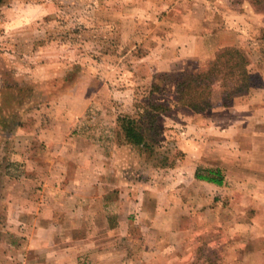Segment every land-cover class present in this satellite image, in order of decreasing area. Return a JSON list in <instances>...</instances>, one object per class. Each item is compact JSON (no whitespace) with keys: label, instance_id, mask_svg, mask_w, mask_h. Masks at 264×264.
Wrapping results in <instances>:
<instances>
[{"label":"rangeland","instance_id":"374dc122","mask_svg":"<svg viewBox=\"0 0 264 264\" xmlns=\"http://www.w3.org/2000/svg\"><path fill=\"white\" fill-rule=\"evenodd\" d=\"M177 1L180 4L185 0H6L0 6V88L8 81L16 89L22 84L33 85L35 93L18 94L14 92L16 89L12 90V94L8 92V103H12V100L19 103V99L23 103L20 110L16 108L13 117H7L4 111L0 113V158L11 149V144L8 145L4 139L14 137L19 132L18 128H22L20 123L28 129L41 118L58 119L62 115L69 120V113L74 111L72 114L76 120L102 119L105 124L92 127L89 133L108 135V123L116 120L119 111L135 116L142 111L145 99L169 107V111L158 115L154 137L161 141V145L162 142L168 144L160 148L161 155H177L172 147L177 148V137L180 139L183 133L186 134L184 125L209 124L213 117L206 116V113L223 107L218 83L212 87L211 106L204 114L173 106L175 94L172 83H162L165 88L163 94L148 95L151 84L158 82L156 76L159 72H155L156 66L152 61L145 59L159 47V41L173 35L176 15L170 16L168 10ZM187 1L191 12H194V1ZM214 1L221 3V0ZM224 5L216 9L224 13L232 28L238 29V32L233 34L228 22L227 26L224 25L223 15L222 21L218 14V20L213 22L210 16L214 15L207 14L210 15L209 23L204 33L207 38L210 36L206 43L210 42L213 54L206 61L187 62L185 72L197 74L218 50L236 47L243 50L250 60V89L242 96L251 90L264 96V4L260 5V11L248 0H227ZM228 10L233 13L227 14ZM33 43H43V46L33 50ZM223 43L229 46H223ZM161 48L165 54L164 46ZM75 65H79V70L72 71ZM75 73L81 74L71 83ZM46 77L57 82V90L47 88ZM32 96L34 99L30 101ZM3 99L0 97L1 107H4ZM34 100L41 102L37 110L33 109ZM233 100L227 107L231 106ZM59 106L66 108L64 114L56 109ZM107 108L110 113H107ZM174 110H181V114ZM89 123L91 125L93 122ZM70 131H66V135ZM11 132L14 135L10 137ZM101 144L109 147L107 141H101ZM182 160L177 159L175 166ZM112 165H119L115 151ZM150 170L144 171L149 180L147 182L159 184L162 190L170 184L177 185L174 182L177 173L167 175L163 172L157 175ZM146 187L149 189L142 190V202L141 198L137 200L138 192L135 189L124 193L120 191L123 193L121 200L125 203L124 209L115 202L119 199L117 190L116 198L110 197L112 204L111 208L106 209L108 216H104L103 207L96 204L90 216L92 221L82 218L52 223L55 228L53 239L57 244L66 243L71 235L81 236L77 252L64 264H264L262 217L257 216L261 230L253 235L245 227L255 216L244 222L245 215L239 214L243 207H224L221 206L223 201L216 207L211 199L215 197V191L206 186H186L188 190L182 197L181 191L173 190L171 192L175 196L172 203L161 198L157 202L156 196L161 193L152 192L151 184ZM131 212L142 214V220L137 218L134 219L138 220L137 223L119 225L122 218ZM169 215L172 219L174 215H185L186 219L169 222L166 217ZM105 217L108 219L105 220ZM224 217L228 218L223 221L225 223L221 220ZM107 225L113 229L112 232H109ZM170 229L178 230L174 231L175 234L171 232L170 237L155 235H163ZM5 231L2 229L0 232V240ZM139 234L142 237H136ZM16 239L17 245L21 239ZM163 249H168V254ZM178 254L179 257L175 256ZM51 255L46 257L44 254L42 258L18 252L0 253V264H59L56 261L63 257ZM178 258L183 260L179 261Z\"/></svg>","mask_w":264,"mask_h":264},{"label":"crops","instance_id":"0c3cea01","mask_svg":"<svg viewBox=\"0 0 264 264\" xmlns=\"http://www.w3.org/2000/svg\"><path fill=\"white\" fill-rule=\"evenodd\" d=\"M193 1L196 9L194 12H191L187 0L170 5V10L167 7L170 16L176 15L177 22L172 26L173 35L165 41H159V47L145 59L156 66L155 72H159L157 76L168 74L176 77L186 71L187 62L206 61L212 56L210 42L206 43L210 36L207 38L204 33L210 15H214L210 16L213 22L218 20L216 17L219 14V20L222 21V15L224 17V25L229 23L224 13L216 9L225 7L224 1L227 0H221V3H215L214 0ZM229 13L233 11L228 10L227 14ZM204 14L206 15L203 16ZM228 26L233 34L238 32V29L232 28V24L229 23ZM160 45L164 46L165 54L162 53ZM223 46L229 44L223 43ZM56 109L62 111L61 114L66 110L61 106ZM73 112L69 113V120H65L66 117L62 115L58 119L41 118L28 129L24 128L25 124L20 123L22 128H18L19 132L15 135L11 132L8 136L14 137L4 139L8 145L11 144V149L0 158V232L2 229L6 230L0 240V253L18 252L42 258L44 254L46 257L52 256L51 254L63 255L56 262L64 264L77 252L81 236L71 235L66 243L57 244L53 239L55 228L52 223L77 221L82 218L92 221L90 216L96 204H100L104 216H108L106 209L111 208L110 197L116 198L117 190L119 199L115 202L124 209L125 203L121 200L124 192L135 189L138 192L137 200L141 198L142 202V190L147 191L149 187L146 185L150 184L152 192L161 193L156 196L157 202L162 199L169 203H172V197L175 196L171 192L173 190L181 191L182 197L188 190L186 186H206L215 191V197L211 199L215 201L216 207L222 201L221 206L224 207H243L239 214L245 215L244 222L255 216L245 228L253 235L261 230L257 216L262 217L264 223V96L251 90L247 95L235 98L229 107L208 111L206 116L213 117L209 124H185L186 134H182L183 138L177 137V145L184 158L178 166L171 169L172 172H166L167 175L177 173L174 178L177 185L170 184L165 190L157 183L134 180L130 182L116 175L119 174L118 168L112 165L115 151L114 119L108 123V135L90 134L92 127L105 124L104 121L76 120ZM174 112L181 114V110ZM203 114L200 116H204ZM89 122L93 123L90 125ZM172 122L176 123L175 120ZM70 129L72 131L66 135V131ZM102 131L106 132L105 128ZM101 141H107L109 147L101 144ZM198 168L220 171L222 184L219 186L195 179ZM122 190L123 193L120 192ZM142 217L140 213H128L119 225L125 222L137 223L138 220L134 219L142 220ZM166 217L169 222L186 219L185 215H174L173 219L171 215ZM227 219L221 218L222 222ZM107 229L109 232L113 230L108 225ZM176 230L178 229H170L163 235H155L170 237V233L175 234ZM17 237L21 241L18 240L16 245ZM167 250L163 249L168 254ZM134 251L139 252L138 249Z\"/></svg>","mask_w":264,"mask_h":264},{"label":"trees","instance_id":"16d2710c","mask_svg":"<svg viewBox=\"0 0 264 264\" xmlns=\"http://www.w3.org/2000/svg\"><path fill=\"white\" fill-rule=\"evenodd\" d=\"M248 1L259 11L262 9L260 5L264 4V0ZM5 2L6 0H0V6ZM39 46H43V43L32 44L33 50H37ZM249 66V57L243 50L236 47H224L218 50L212 60L197 74L183 72L176 77L168 74L156 76L158 82L151 84L148 95L151 97L153 94H163L165 88L162 83L169 82L174 85L173 106L187 108L194 113H203L210 108L212 87L215 83H218L221 90L222 105L227 107L235 97L242 96L249 91ZM77 70H79V65H75V68L74 66L72 67V71ZM75 74L73 80L71 79V83L78 79L81 73ZM51 79L50 77L49 80L48 77L45 78V84L48 89L55 88L57 84ZM66 80H69V78ZM22 85L16 89L17 87L10 85L8 81L3 83L0 88V97H4V107L0 105L1 114L4 111L7 112V117H13L16 108L19 110L22 108V99H19V103L13 100L12 103H8V95H10L8 92L12 94V90L16 89L14 92L18 94L27 93V95H33L35 93L32 90L33 85ZM55 89L57 90V87ZM33 99L34 97L32 96L30 101H33ZM34 101L35 103L32 104L33 109H38L41 106V102L38 100ZM145 101L146 103H142L144 104L143 108H141L142 111L137 113V115L122 114L121 110L115 120L114 142L116 159L119 161V165H117L118 175L130 182L131 180H134V182H147L149 180L147 175H144V171L151 169L150 172L157 175L163 172L166 173L175 167L177 159L181 160L184 158L182 150L178 149L179 146L177 148L175 146L172 147L177 151V155L172 153H163L161 155L159 153L160 148H164L168 144L162 142L161 145V141L154 137L156 135L155 126L158 115L169 111V107L147 99ZM4 126L6 127V125ZM136 166L140 169L136 168ZM147 174L149 176L150 173L148 172ZM195 179L220 186L223 178L218 170L198 168L195 172Z\"/></svg>","mask_w":264,"mask_h":264}]
</instances>
